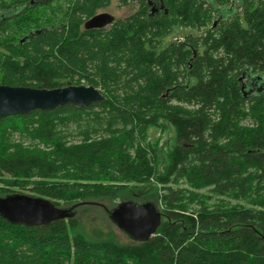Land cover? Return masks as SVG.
<instances>
[{
	"label": "trees",
	"instance_id": "obj_1",
	"mask_svg": "<svg viewBox=\"0 0 264 264\" xmlns=\"http://www.w3.org/2000/svg\"><path fill=\"white\" fill-rule=\"evenodd\" d=\"M44 1L0 21V84L105 99L0 118V196L150 201L162 217L121 243L90 238L76 214L0 216V264H264V0H139L98 29L83 23L112 0ZM169 127L161 163L149 134Z\"/></svg>",
	"mask_w": 264,
	"mask_h": 264
},
{
	"label": "water",
	"instance_id": "obj_2",
	"mask_svg": "<svg viewBox=\"0 0 264 264\" xmlns=\"http://www.w3.org/2000/svg\"><path fill=\"white\" fill-rule=\"evenodd\" d=\"M114 16L100 12L84 22L85 29L112 24ZM105 97L93 85H66L57 88H34L0 84V118L28 113L35 109H54L72 104L78 107L102 101ZM75 214L73 207H61L47 198L24 193L0 196V216L11 223L47 224ZM110 220L135 241H146L155 234L162 213L150 201H120L108 210Z\"/></svg>",
	"mask_w": 264,
	"mask_h": 264
},
{
	"label": "rangeland",
	"instance_id": "obj_3",
	"mask_svg": "<svg viewBox=\"0 0 264 264\" xmlns=\"http://www.w3.org/2000/svg\"><path fill=\"white\" fill-rule=\"evenodd\" d=\"M238 1L239 0H233V7L238 6ZM136 7V2H131L127 5H119L118 0H112L111 4L102 10L112 14L114 19H118L131 14ZM186 32L196 33L194 30L190 29H179L175 31L172 38H180ZM168 39H171V37ZM243 82L245 83L246 80L244 79ZM246 90H248V88H246ZM149 139L151 142H156L158 144L160 162L163 163L166 159V150L174 143L175 140L173 129L169 127L161 133L158 129H151ZM17 190L21 191L20 193L31 194V192L26 189ZM62 207L68 206L63 205ZM113 207L114 206H112L110 202L101 200L90 201L79 208H75V217L79 220L81 230L93 239L106 237L107 233L111 232L112 237L118 242H131L133 239L110 220L108 210Z\"/></svg>",
	"mask_w": 264,
	"mask_h": 264
},
{
	"label": "flooded vegetation",
	"instance_id": "obj_4",
	"mask_svg": "<svg viewBox=\"0 0 264 264\" xmlns=\"http://www.w3.org/2000/svg\"><path fill=\"white\" fill-rule=\"evenodd\" d=\"M46 1V0H45ZM44 1V2H45ZM138 1L139 0H132V2H136L137 3V6H138ZM31 3L34 2V0H30ZM66 1L65 0H47L44 5H48V4H51V5H54L56 6L58 3H65ZM154 3H153V7H154ZM24 7H26V4L23 3V2H19V0H6V1H2L0 0V21L1 20H4L6 18H10L14 15H17L18 12L22 9H24ZM107 8V7H106ZM50 12V11H49ZM100 12H106V11H103L102 9L97 11L95 14L97 13H100ZM51 13V12H50ZM94 14V15H95ZM92 17V16H91ZM89 19V18H88ZM87 20V19H86ZM85 20V21H86ZM84 21V22H85ZM83 26H84V23H83ZM106 27V26H105ZM98 29V28H97Z\"/></svg>",
	"mask_w": 264,
	"mask_h": 264
}]
</instances>
